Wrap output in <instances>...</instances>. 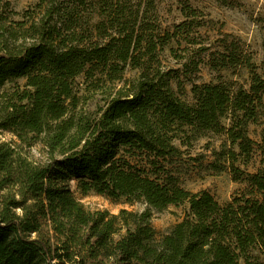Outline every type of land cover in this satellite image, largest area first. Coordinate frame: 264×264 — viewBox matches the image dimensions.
I'll list each match as a JSON object with an SVG mask.
<instances>
[{"label": "trees", "instance_id": "1", "mask_svg": "<svg viewBox=\"0 0 264 264\" xmlns=\"http://www.w3.org/2000/svg\"><path fill=\"white\" fill-rule=\"evenodd\" d=\"M134 1L38 0L19 33L7 21L25 22L0 0V131L46 153L34 161L20 144L0 140V264H264V171L235 164L247 165L255 145L243 128L239 151L228 149L226 160L245 190L227 202L159 176L165 168L157 164L181 152L175 141L226 130L231 82L220 74L197 82L186 70L199 61L217 72L244 69L249 95L261 101L264 38L259 64L225 33L218 48H200L208 51L203 60L165 67L159 52L186 40L193 24L161 31L152 0ZM181 13L196 15L187 3ZM128 67L138 70L134 77L125 76ZM186 84L190 101L180 97ZM73 178L82 195L144 208L90 210L74 196ZM170 205L185 206L182 218L159 233L152 214Z\"/></svg>", "mask_w": 264, "mask_h": 264}, {"label": "rangeland", "instance_id": "2", "mask_svg": "<svg viewBox=\"0 0 264 264\" xmlns=\"http://www.w3.org/2000/svg\"><path fill=\"white\" fill-rule=\"evenodd\" d=\"M7 1L12 10L18 12L8 16L13 20L25 22L21 28L15 22L8 20L7 26L17 28L16 30L21 33L30 23V19L23 17V13L27 11L35 14L37 11L35 4L38 0ZM152 2L161 31H173L175 26L182 21L193 24L186 40L178 39L170 44L171 49L166 48L159 52L161 62L165 67L178 68L182 67L183 62H189L192 59L203 60L208 51L200 50V48H218L220 42L215 40L223 37L225 33L240 38L245 47L252 52L254 61L257 64L260 63L261 43L264 38V0H226L225 3L221 0H152ZM185 3L196 11V15L191 19L181 13V8ZM144 5L143 1L142 8ZM93 14L96 15V12ZM137 72V69L128 67L125 76L134 77ZM186 72L197 82L216 81L219 74L222 79L231 82L230 111L223 119L226 130L221 133L203 131L190 140L188 145L175 141L181 152L177 156L160 159L157 164L165 169L158 171V175H169L174 183L191 191L206 189L215 199L224 203L245 190L243 182L232 180L226 160L228 149L239 151L235 135L240 128H243L245 134L255 141V145L247 165L241 164L240 161L235 164L249 172L264 171V143L261 139L264 126V97L260 101L249 95V78L244 69L235 74L229 70L217 72L204 65V61H199L195 70L187 69ZM181 78L185 77L181 75ZM77 81H81V77L77 78ZM19 83L22 85L23 80H19ZM8 86H11V83ZM189 90L190 85L186 84V94H180V97L190 101ZM97 98L98 96L94 95L88 99L89 108L93 109ZM0 140L20 144L22 153L31 160L43 161L45 159L46 153L41 143L21 144L16 136L7 131H0ZM70 188L74 196L90 210L106 209L116 213L120 208L131 210L144 208L140 202L129 204L123 200H112L94 192L82 195L76 187L75 178L70 180ZM184 209V205H170L162 211H156L152 214L151 225L159 233L167 232L182 218Z\"/></svg>", "mask_w": 264, "mask_h": 264}]
</instances>
